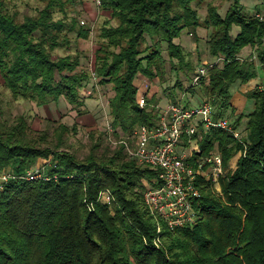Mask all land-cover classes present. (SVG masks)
<instances>
[{
    "label": "trees",
    "instance_id": "obj_1",
    "mask_svg": "<svg viewBox=\"0 0 264 264\" xmlns=\"http://www.w3.org/2000/svg\"><path fill=\"white\" fill-rule=\"evenodd\" d=\"M199 1L101 0L107 15L91 63L97 83L110 86L111 123L123 135L158 118L154 97L145 95L144 106L136 101L139 75L149 88L151 81L165 83L167 68L174 76L192 72L180 42L184 29L194 37L199 27L207 30L208 57L217 62L207 68V83L190 84L194 70L183 91L203 86L214 119L232 113V86L256 81L244 92L250 109L229 114L233 133L211 127L194 135L199 146L188 158L191 166L196 155L215 150L222 169L217 183L196 176L195 222L170 228L152 215L143 192L155 169L121 145L102 146L103 133L97 139L89 133V149L77 157L65 136L75 124L37 132L20 114L0 120V173L12 175L0 182V264H264V71L258 73L264 70V17L246 12L240 0H227L223 14L209 1L200 16ZM69 2L46 0L18 20L0 0V77L14 98L36 105L64 99L81 112L82 89L91 80L86 56L77 46L55 53L89 35L68 15ZM56 10L62 16L55 18ZM245 47L252 52L242 58ZM178 79L173 86L180 87ZM34 171L40 176L28 179ZM104 189L112 194L109 203L100 198Z\"/></svg>",
    "mask_w": 264,
    "mask_h": 264
},
{
    "label": "built area",
    "instance_id": "obj_2",
    "mask_svg": "<svg viewBox=\"0 0 264 264\" xmlns=\"http://www.w3.org/2000/svg\"><path fill=\"white\" fill-rule=\"evenodd\" d=\"M94 2L97 6L102 4L101 0H94ZM79 22L85 23L81 19ZM92 29V27L89 28V34H92ZM216 62L217 60H213L207 66L202 65L196 68L190 84L196 85L201 81L200 79L207 83V68ZM89 72L91 86L86 89L88 93L97 84L91 63ZM147 88V82L141 83L138 87L136 101L140 106H144ZM156 107L158 118L153 124H138L134 126L130 134H119L114 137L117 128L110 120L104 125V135L112 146L121 145L127 155L155 169L156 176L152 186L143 192V198L150 213L162 218L170 228L178 225H192L197 218L194 206L200 198V190L195 182L196 176H202L204 179L217 183L218 176L222 174L221 157L218 151L202 158L196 155L194 166L188 162V158L198 151L197 139L194 135L198 130L205 133L211 127L233 133L231 121L228 117L214 119V110L207 98L195 107L173 102L165 107ZM183 134L187 135V140H184ZM192 138L195 139V144L191 146ZM39 176L38 171L26 174L28 179ZM11 177L9 171H4L0 173V182ZM100 198L109 203L113 197L109 190L104 189L100 192ZM156 231L159 233L160 227H157Z\"/></svg>",
    "mask_w": 264,
    "mask_h": 264
},
{
    "label": "rangeland",
    "instance_id": "obj_3",
    "mask_svg": "<svg viewBox=\"0 0 264 264\" xmlns=\"http://www.w3.org/2000/svg\"><path fill=\"white\" fill-rule=\"evenodd\" d=\"M6 7L10 13H14L18 20H21L25 15H32L35 14L37 9L41 8L46 0H4ZM211 1L219 8V12L221 14L224 13L226 7L228 5L227 0H200L197 3V9L199 11L200 16L204 15L206 12V3ZM243 3L246 12L251 13V5H248L247 0H240ZM194 4V2H193ZM65 10L67 11L68 15H75L78 20H84V24H79L89 29L92 27V34L88 35L87 40L79 39L72 42V47L70 50L66 51L65 49H56L55 53L63 55L69 51H73L75 46L85 54V66L89 70L90 63L93 61V51L96 48V40L99 27L104 20V17L101 16V7L97 6L94 0H74V3L65 4ZM54 16L60 17L62 13L59 10L54 12ZM114 23V20L112 21ZM236 29V28H235ZM194 34H190L189 31L184 29L180 34L181 43L184 46L183 53H185V59L189 61L191 67L193 68L192 72L198 68L200 65H204L207 62H210L213 59L208 57L207 53V30L204 28H200L197 30V36L194 37ZM197 38L196 45L194 42ZM92 66V65H91ZM183 70V69H182ZM185 72V70L183 71ZM182 71H179L178 74L175 76L173 72L168 70L165 72V77H167L165 83H153L152 81L149 83V88L146 91V98L148 96L154 97L151 102L156 103L158 100H162L161 105L164 107L166 106L167 100L169 102L174 101L176 103L181 104L180 93L182 94L183 88L189 85V76L192 72L184 75ZM259 76H262V68L259 70ZM167 75V76H166ZM179 75V82L181 85L173 86L176 76ZM156 81V80H155ZM90 82V83H89ZM88 89L91 86V80L87 81ZM160 83V84H159ZM109 85L104 86L99 92L96 90L90 89V93L86 92L85 89L83 91V98L85 106L84 108H80L81 112H77V108H72L71 104L67 103L64 99H60L58 102H49L48 104H40L36 105L34 102L25 100L24 98L18 97L14 98L10 90L3 85V81L0 77V120L10 121L16 115L22 114L25 119L27 120L29 127L37 132L44 131L48 129L51 131L58 123L67 124L70 128L72 125L75 124L74 128H71L69 132H67L66 139L68 145H70V150H72L77 157L83 156L89 149L90 138L88 137L89 133H92L93 139H97L100 136V133H103L102 137L100 136L101 145H111L112 144L105 138L104 135V125L106 121L111 120V116L109 114V105L108 99L112 95V91L109 90ZM108 88V89H107ZM157 89V91H156ZM235 90V86H232L230 92ZM189 91V96L186 95L191 100L189 106L195 107L200 104V102L205 99V95L203 92V86L199 89H193L196 94H193L192 91ZM185 91L183 92V94ZM180 96V97H179ZM145 97V96H144ZM183 97V96H182ZM184 98V99H187ZM187 104V103H185ZM244 107V111L247 112L250 109L249 102L246 103ZM228 113V118L230 119ZM239 126V128H241ZM207 130V129H206ZM239 131V129H238ZM236 130V134L238 132ZM120 130H117L115 136L120 134ZM206 132V131H205ZM239 136V134H237ZM195 144V139H191V146ZM199 146V143H197ZM113 147V146H112ZM188 152V151H187ZM215 152V150L213 151ZM206 175V173H205ZM207 176V175H206ZM219 190V187H216Z\"/></svg>",
    "mask_w": 264,
    "mask_h": 264
},
{
    "label": "crops",
    "instance_id": "obj_4",
    "mask_svg": "<svg viewBox=\"0 0 264 264\" xmlns=\"http://www.w3.org/2000/svg\"><path fill=\"white\" fill-rule=\"evenodd\" d=\"M247 3H248V5H251L252 4L251 5V10H252L251 13H257V14H259V16L264 17V2H263V0H247ZM106 15H107V11L102 10L101 11L102 18L105 17ZM200 28L201 27H199L198 29H200ZM180 42H181V38H180ZM196 43L197 42H194L195 45H196ZM251 50H252L251 48L245 47L241 51L240 56L243 58V57L247 56V54L249 55V53L252 52ZM263 71L264 70L262 69V72ZM137 78H138L137 79L138 82H141V83L147 82L146 79L143 76H141V75H139ZM255 83H256L255 80L249 81L246 84H242V85H240L238 87H235V90H233L232 92H230V94L232 96L230 98V103H231V105L233 107V111H232L233 114H237V113H240V112H245L244 111V107H246L245 105H246V103L248 101L246 100V98L244 96V92L245 91L247 92V90L253 88V86L255 85ZM103 88H104V86H102V85H100V84L97 83L96 84V87L93 88L92 90H96V91L99 92ZM108 88L110 90V87H108ZM156 91H157V89H156ZM183 92H182V94L180 93V96L181 97L179 96L180 99H181V104L186 105V106H189L191 102H188V101H190L191 99L186 96V95L189 96V91H185L184 94H183ZM192 92H193V94H196L195 91H192ZM186 97H187V99H184ZM161 103H162V100L160 99V100H158L156 102V105L158 107H163L161 105ZM169 103H172V102H169V100H167L166 105L169 104ZM185 103H187V104H185ZM249 105L251 107V104L250 103H249ZM189 107H191V106H189ZM240 130H242V128H239V131Z\"/></svg>",
    "mask_w": 264,
    "mask_h": 264
}]
</instances>
